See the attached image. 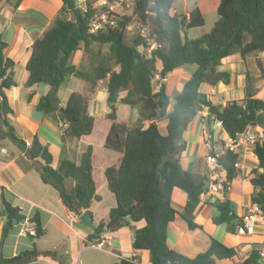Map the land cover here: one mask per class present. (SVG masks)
<instances>
[{
	"label": "trees",
	"instance_id": "obj_1",
	"mask_svg": "<svg viewBox=\"0 0 264 264\" xmlns=\"http://www.w3.org/2000/svg\"><path fill=\"white\" fill-rule=\"evenodd\" d=\"M97 2L84 0L82 7L77 5L76 0H62V6L51 25L31 44L30 56L25 65L27 86L38 82L50 86L39 98L36 108L60 123L62 139L89 134L94 126V116L88 110V97L79 91L71 92L64 105H60L57 90L61 82L73 75L88 80L92 89L99 79L107 77L109 112L106 117L111 120L107 143L116 141L112 139L113 136L122 146L119 162L104 169L108 189L114 194L116 203L109 210L108 220L94 225L86 239L100 241L104 229L116 230L128 218L144 221L143 226L135 230L132 246L148 250L150 264H215L218 259L237 256L234 247L216 238H211L207 249L193 257L168 246L167 224L177 213L171 205L173 190L177 188L185 193L187 212H192L200 198L207 194L203 179H196L181 164L180 153L184 149V142L177 150L174 144L176 139L182 137L187 123L204 108L213 121L220 122L222 130L230 139L251 126L259 125L254 119L259 112L264 111V99L254 96L250 89V77L247 79L244 98L227 100L224 104L212 103L205 93L199 91V86L205 81L211 84L219 80L225 83L229 81V73L217 69L224 57L239 52L244 58L250 53L264 50V0H219L216 8L218 18L212 28L194 38L187 36L188 30L202 26L205 21L196 3L188 13H171L173 0H135L130 15H119L114 25L90 32V20L99 10ZM100 9L109 12L105 6ZM133 17L137 18L138 30L147 19L150 22V36L155 44L145 59L138 46L149 45L140 33L131 42L126 40L125 30ZM93 42L107 45L106 57L92 63L89 69H81L70 61L71 54L80 48V43L86 48ZM6 46L7 42L0 36V137L14 140L30 159L40 158L43 161L40 171L42 180L58 191L70 211L76 215L91 213V202L100 199L92 175V147L87 145L77 162L64 158L54 168L51 165V153L36 137L27 146L25 141L16 136L9 119L14 112L7 98V91L14 84V61L5 56ZM108 61H112L116 67ZM155 62H159V68ZM184 64H195L196 67L171 103L165 83L160 79ZM258 65L263 71L260 62ZM156 74L158 88L154 90L152 79ZM121 91L124 94L117 101L113 94ZM118 102L137 108L139 120H150L155 116L165 118L166 133L160 132L155 121H150L147 126L117 121ZM262 127L261 140L253 148L258 163L252 169L250 182L254 188L259 186L251 200L264 210ZM238 158V152L229 148H224L218 157L228 182L238 172L235 166ZM66 178L73 179V186L69 189L65 186ZM212 204L219 211L212 217L214 223L226 224L227 231L231 233L243 226L244 217L233 211L227 196L215 199ZM0 214L5 216L2 237L6 236L14 222L24 219L20 208L6 198L4 188ZM184 219L189 228L199 226L186 217ZM35 227V237L38 238L43 234V229L38 222ZM257 245L264 243H255L249 256L239 264L256 261ZM24 254L29 257L24 259ZM37 255L35 250L10 257L0 254V264H25ZM113 264L138 263L134 259L119 258Z\"/></svg>",
	"mask_w": 264,
	"mask_h": 264
},
{
	"label": "crops",
	"instance_id": "obj_2",
	"mask_svg": "<svg viewBox=\"0 0 264 264\" xmlns=\"http://www.w3.org/2000/svg\"><path fill=\"white\" fill-rule=\"evenodd\" d=\"M203 1L199 0L196 3L202 14ZM209 1L213 8H217L219 0ZM61 6L62 0L0 1V36L7 42L4 54L14 61V84L7 91L8 102L14 114L9 119L19 139L32 142L36 137L42 145L47 147L52 155L51 165L54 168L64 158L77 162L85 147L87 145L92 147V175L96 184V192L100 196V199L93 200L89 207L94 226L100 221L108 220L109 210L116 203L114 194L108 189L104 169L109 165L117 164L122 156V146L117 142L116 137L112 136L115 142L107 143L111 120L106 117V113L109 112L106 110L108 107L106 82L98 81L92 89H90L88 80L73 75L61 82L57 90L60 105H64L71 92L79 91L88 97V110L94 116V126L89 134L79 138L66 136L64 139L61 137L60 123L36 108L39 98L50 89V86L43 82L30 86L25 84V65L30 56L31 44L51 25ZM173 12L175 10L172 7L171 13ZM79 46L80 48L70 56V61L77 67L89 69L92 63L102 59L103 55L94 42L86 48L82 43ZM258 62L262 65L263 71ZM155 66L159 68V62H155ZM195 67V64L178 66L166 77L160 79L165 83L171 103L174 101V95L181 91L184 82L190 77ZM217 69L229 73L227 83L222 80L215 84L205 81L199 86V91L205 93L212 103L224 104L227 100L244 98L248 77L251 78L250 89L253 90L254 96L264 99V50L250 53L244 58L239 52L232 53L222 59ZM155 76L158 78L157 74ZM122 92L120 96L123 95ZM124 112H128L127 117L119 118L118 108L116 109L117 121L132 125L138 117L137 108L130 106V110H123L122 113ZM98 119L102 122L101 124H97ZM151 121L158 124L159 130L160 127L164 128L160 130L161 133H166L165 118L156 116ZM248 130L262 131L263 127L254 125ZM204 131H208L216 142L228 141V136L222 130L221 124L213 121L207 109L204 108L197 112L182 132L181 143L184 142V149L180 153V161L182 166L188 169L196 179H203L204 186L207 187L210 180V169L204 161L207 151ZM1 148L3 151L0 152V207L4 188L6 198L20 208L24 219L14 222L6 236L2 237L5 216L0 214V254L3 257H10L24 251L35 250L37 257L25 264H79L78 258L72 251L78 249V245L82 247L80 249L86 247L85 242L88 241L86 237L92 228L81 223L78 215L64 204L58 191L42 180L40 171L34 164L35 161L43 164L40 158L30 159L24 149L5 136L0 137ZM236 151L239 154L238 172L228 182L229 188L223 195L207 191L193 211L187 212L185 193L177 188L173 190L171 205L177 213L174 219L167 224L166 239L171 249L193 257L207 249L211 238H216L225 245L234 247L238 255L218 259L215 264H239L249 256L255 243H264V223H256L252 229L245 231L237 228L231 233L227 231L226 224H216L212 220V217L219 213L212 202L215 199H222L224 195L227 196L231 208L238 216H246L252 208L251 196L257 189L250 182V177L253 175L252 169L257 167V157L253 147L248 143H241ZM220 172L225 177L224 169ZM65 186L68 189L71 188L73 179L66 178ZM184 217L199 226L189 228ZM26 222L33 224L38 222L43 229V234L38 238L22 234L20 227ZM143 224V220L132 221L126 218L124 224L116 230L104 229L100 241H103L107 247L103 251L116 257L114 262L119 258H125L134 259L139 264H150L148 250L132 246L135 230ZM47 235H51L53 241L64 246L62 252L54 251L57 249L56 244L48 246L44 241H40L41 237ZM27 237L32 239L33 246ZM68 256H73V262L68 261Z\"/></svg>",
	"mask_w": 264,
	"mask_h": 264
},
{
	"label": "built area",
	"instance_id": "obj_3",
	"mask_svg": "<svg viewBox=\"0 0 264 264\" xmlns=\"http://www.w3.org/2000/svg\"><path fill=\"white\" fill-rule=\"evenodd\" d=\"M83 1L84 0H76V3L78 6L83 7ZM97 4H99L100 6L107 7L109 10L113 7V2H109L108 0H98ZM109 16L111 15H109L108 12L105 10H101L100 12H98L96 16L92 17L90 20L89 31L93 32L97 29L107 27L108 25H114V19ZM149 26L150 22L147 19L145 23L140 26L139 29L140 35L146 40L149 45L148 47L144 48L145 51H143L142 53L145 55V57L149 56L150 50L155 44L153 38H151V36L147 33V31L150 30ZM98 81L107 83V77L101 78ZM217 122L220 124L219 121ZM203 136L205 146L207 147V151L204 155V161L210 169V180L207 187L205 186V188L209 193H221V195H223L229 187L228 181L223 175H221L220 171L223 170V166L219 162L218 157L220 156L224 148H229L236 151V149L240 146L241 143H248L254 148L255 144L261 140L262 131H251L245 129L244 131L237 133L234 139L228 138V141L224 143L214 141L212 135L208 131H204ZM30 144V141H25V145L29 146ZM1 151H3L2 148L0 149V152ZM235 166H238V161L235 162ZM256 223H264V210L261 209V207L257 203H253L249 213L244 216L243 226H239L238 228L240 231L250 230ZM20 232L29 236H35V224L31 222L24 223L20 227ZM90 245L101 248L104 244L103 241H96V243L91 242ZM255 249L257 251L256 261L251 262L250 264H264V245H257Z\"/></svg>",
	"mask_w": 264,
	"mask_h": 264
},
{
	"label": "rangeland",
	"instance_id": "obj_4",
	"mask_svg": "<svg viewBox=\"0 0 264 264\" xmlns=\"http://www.w3.org/2000/svg\"><path fill=\"white\" fill-rule=\"evenodd\" d=\"M134 1L135 0H112L113 7L108 12V14L111 15L109 17H112V19L116 20L119 17V15H130V13H132V10H133ZM198 1L199 0H173V8L175 12L177 13H185L187 10H189L190 7L193 6L194 3H198ZM97 6L99 9L98 12H100L101 11L100 7L102 6H100L99 4H97ZM203 15H204V20H205L204 24L202 26L195 27L192 29L190 28L188 30L187 35L190 38L198 37L201 34L208 32L212 28L214 22L217 20L218 15H217L216 8H213L211 1L209 0L203 1ZM137 33H139L138 22H137V18L133 17L132 20L127 25L126 30H125L126 40L128 42H131L133 37ZM147 33L148 35H150V30H148ZM94 43L98 47V50L103 55V57H106L108 53L107 45L98 44L96 42ZM144 48L146 47H142L141 45H139L138 47L141 53L145 51ZM108 62L111 66H114L112 61H108ZM152 84H153V88L156 89V87H158V80L156 76L153 77ZM121 92L117 93V95L115 96V99H117V101L121 95ZM122 94H124V91L122 92ZM117 108H118L119 118H122L121 116L127 117L128 112H124V113L122 112L123 110L125 111L130 110V105L118 102ZM106 110L109 111V108L106 107ZM120 113L122 115H120ZM155 117L151 118L150 120H139L137 117L132 124L146 125V123L155 119ZM101 121H104V120H101ZM98 123L101 124L102 122H100L98 119L97 124ZM163 129L164 128L160 127V130H163ZM27 238L30 240L31 246H33L32 239L30 237H27ZM53 240L54 239H52L51 235L43 236L40 239V241H44V243L48 246H53V244H56L55 248L57 249H54V251L62 252L64 246L60 243H56L57 241H53ZM90 242L91 241H86L85 242L86 247H84L83 249H80L82 247L78 245L77 247L78 249H76L75 251H72L73 254L76 255V258H78L79 264H113L114 263V260L116 259V257L103 251V249L107 247L105 244L101 248H98V247H92L90 245ZM92 242L96 243V241H92ZM68 261L73 262V256H68Z\"/></svg>",
	"mask_w": 264,
	"mask_h": 264
},
{
	"label": "water",
	"instance_id": "obj_5",
	"mask_svg": "<svg viewBox=\"0 0 264 264\" xmlns=\"http://www.w3.org/2000/svg\"><path fill=\"white\" fill-rule=\"evenodd\" d=\"M143 58L145 59V56H143ZM117 95V92H115L113 94V97H115ZM255 122H257L259 125L264 126V111H261L257 114V116L254 119ZM3 128L5 129V126H3ZM181 145V138L176 139L175 144H174V149H178ZM35 166L37 167V169L39 171H42L43 166L39 161H35L34 162ZM260 170H262V168H260ZM259 186L256 187V189H258ZM78 219L81 221V223H83L85 226L92 228L93 227V223H92V218H91V214L87 213V212H83L80 215H78ZM236 222L239 221V219H235ZM35 239V238H34ZM22 257L24 259H27L29 256L27 254L22 255Z\"/></svg>",
	"mask_w": 264,
	"mask_h": 264
}]
</instances>
